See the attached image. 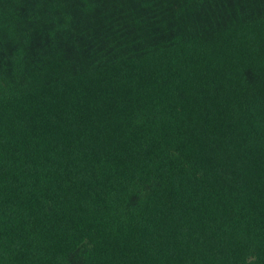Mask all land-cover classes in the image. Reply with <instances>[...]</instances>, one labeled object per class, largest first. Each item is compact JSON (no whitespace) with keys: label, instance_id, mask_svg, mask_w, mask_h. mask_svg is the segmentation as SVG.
Masks as SVG:
<instances>
[{"label":"trees","instance_id":"trees-1","mask_svg":"<svg viewBox=\"0 0 264 264\" xmlns=\"http://www.w3.org/2000/svg\"><path fill=\"white\" fill-rule=\"evenodd\" d=\"M0 264H264V0H0Z\"/></svg>","mask_w":264,"mask_h":264}]
</instances>
